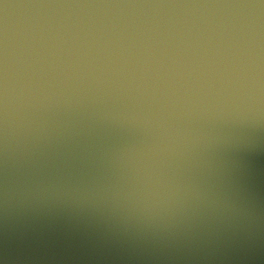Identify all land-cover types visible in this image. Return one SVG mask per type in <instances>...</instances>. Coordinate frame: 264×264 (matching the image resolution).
<instances>
[{
    "label": "water",
    "instance_id": "95a60500",
    "mask_svg": "<svg viewBox=\"0 0 264 264\" xmlns=\"http://www.w3.org/2000/svg\"><path fill=\"white\" fill-rule=\"evenodd\" d=\"M0 264H264V0H0Z\"/></svg>",
    "mask_w": 264,
    "mask_h": 264
}]
</instances>
